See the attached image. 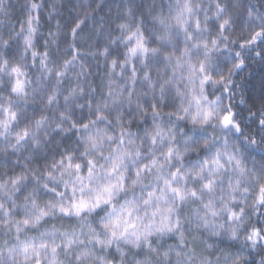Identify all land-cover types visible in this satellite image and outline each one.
Masks as SVG:
<instances>
[{
	"label": "clouds",
	"instance_id": "9594fccd",
	"mask_svg": "<svg viewBox=\"0 0 264 264\" xmlns=\"http://www.w3.org/2000/svg\"><path fill=\"white\" fill-rule=\"evenodd\" d=\"M0 264H264V0H0Z\"/></svg>",
	"mask_w": 264,
	"mask_h": 264
}]
</instances>
